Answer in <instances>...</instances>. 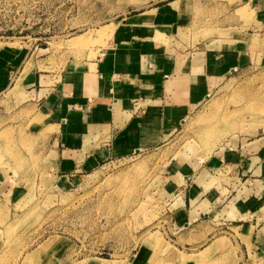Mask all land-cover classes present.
Instances as JSON below:
<instances>
[{
  "label": "rangeland",
  "instance_id": "1",
  "mask_svg": "<svg viewBox=\"0 0 264 264\" xmlns=\"http://www.w3.org/2000/svg\"><path fill=\"white\" fill-rule=\"evenodd\" d=\"M165 1L0 0V53L18 50L28 56L26 63L30 58L42 70L57 71L69 60L105 53L117 34H131L135 42L144 35L161 49L222 29L252 32L261 10L256 0H175L164 8L184 15L175 23L153 36L133 27L135 17H147ZM243 66L174 122L162 141L103 161L75 179L50 168L41 115L0 109V160L25 165L10 177L0 200V264H234L241 254L231 223L222 214L205 215L200 219L210 230H194L182 201L189 181L181 193L172 191L176 175L170 161L201 163L222 146L264 131V43ZM228 170L216 169L203 186L218 199L239 188Z\"/></svg>",
  "mask_w": 264,
  "mask_h": 264
},
{
  "label": "crops",
  "instance_id": "2",
  "mask_svg": "<svg viewBox=\"0 0 264 264\" xmlns=\"http://www.w3.org/2000/svg\"><path fill=\"white\" fill-rule=\"evenodd\" d=\"M173 1L156 4L147 17H135L133 27L153 36L175 23L184 15L166 13L165 4ZM256 5L261 10L252 32L238 33L236 28L231 34L222 29L189 45L161 49L144 35L135 42L131 34L128 39L117 34L116 44L107 46L105 53L91 60H69L57 71L42 70L30 58L26 63L28 56L18 50L2 52L0 109L12 107L16 114L22 108L42 116L50 139L45 156H51L52 170L63 172L60 177L69 172L75 179L103 161L147 150L162 141L173 123L211 88L240 72L251 56L263 50L264 0H256ZM21 92L26 96L15 100ZM221 148L201 163L172 158L170 168L176 175L172 191L181 193L189 181L182 201L195 231L212 227L200 219L205 215L222 214L231 223L241 254L234 264H264V131ZM24 167L0 160V200L9 190L10 177H17ZM227 168V176L238 179L239 188L231 187L226 197L218 199L214 189L203 186L216 169Z\"/></svg>",
  "mask_w": 264,
  "mask_h": 264
}]
</instances>
